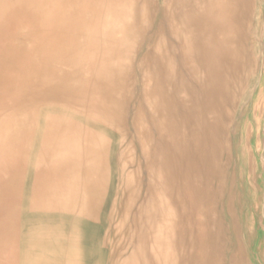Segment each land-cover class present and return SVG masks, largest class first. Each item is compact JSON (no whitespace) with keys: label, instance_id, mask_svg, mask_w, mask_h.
Wrapping results in <instances>:
<instances>
[{"label":"bare ground","instance_id":"obj_1","mask_svg":"<svg viewBox=\"0 0 264 264\" xmlns=\"http://www.w3.org/2000/svg\"><path fill=\"white\" fill-rule=\"evenodd\" d=\"M262 8L0 0V264H264L228 141L264 117Z\"/></svg>","mask_w":264,"mask_h":264},{"label":"rangeland","instance_id":"obj_2","mask_svg":"<svg viewBox=\"0 0 264 264\" xmlns=\"http://www.w3.org/2000/svg\"><path fill=\"white\" fill-rule=\"evenodd\" d=\"M260 16L264 19V8L261 9ZM258 75H259V73L256 76H258ZM255 77L250 79V81L249 80L247 81V84L245 86V90H246L245 94L248 93L249 90L253 89L254 84L257 82L255 80ZM257 86H258V90H259L260 82H258ZM248 88H249V90H248ZM131 108H132V106H131ZM245 108L246 109L242 108L240 111L237 110V112L234 114V118H233L232 123L230 125V136H231L232 132H233V134L231 137H229L230 139L228 138V141L231 145V148L233 147L231 159L229 160V169H231L230 172L232 174H235L237 176V179L241 180V179L246 178L247 180L246 179L245 180L247 183V189L245 190L243 187L240 186V182H239V184H237L236 181L234 182V184L232 183L233 187L231 185V188H233V189L235 188V190L240 191L241 199L239 202L243 205H245V202L247 203V200L250 201V198H252V201H254L253 199H254V196L256 195V191L258 190V188H261L260 193L257 194L256 201L259 204H262V202L264 201V193H263L264 192V142H263L264 141V117L261 120L260 119L258 120L256 108L253 107V108L247 109L246 106H245ZM237 115H238V117H237ZM234 127H235V129H234ZM237 146H239L242 150L244 149V151H245V156L241 160L237 157V154H236V150H237L236 147ZM230 165H231V167H230ZM235 171H236V173H235ZM255 187L257 190H255ZM243 194H245V195H243ZM260 225H262V227ZM260 225L258 228L263 229V231L261 229H260V231H262L263 235H264V216H263V221L260 223ZM258 228L256 227V230ZM260 231L257 232L255 237L253 238L254 245H258V247H261L262 243L264 244V242L261 240L262 237H260V235H261ZM258 233L260 235H258ZM263 244H262V247H264Z\"/></svg>","mask_w":264,"mask_h":264}]
</instances>
